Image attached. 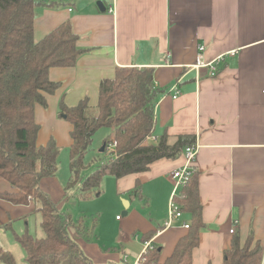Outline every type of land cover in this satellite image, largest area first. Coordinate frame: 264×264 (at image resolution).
I'll use <instances>...</instances> for the list:
<instances>
[{"label": "crops", "instance_id": "0c3cea01", "mask_svg": "<svg viewBox=\"0 0 264 264\" xmlns=\"http://www.w3.org/2000/svg\"><path fill=\"white\" fill-rule=\"evenodd\" d=\"M44 1L36 8L35 39L68 21L83 53L74 66L50 69L59 87L46 94L47 106H36L38 144L51 137L60 148L72 144L73 126L58 114L61 99L75 106L87 97L95 106L100 83L114 77L118 67H152L155 86L163 90L155 103L153 135L167 134L170 145L181 135L194 136L198 145L193 164L205 227L193 264H222L235 234L244 242L253 232L264 244V0H101L105 11L99 0ZM202 45L205 62L223 56L215 77L205 68L197 77L191 67ZM184 163L181 152L117 179L115 205L123 215L116 216L121 222L118 243L129 245L122 255L108 254L72 227L70 235L97 264L121 262L125 256L133 264L153 233L148 242L161 245V259H167L190 221L183 214L166 226L171 173ZM137 182L141 196L131 192ZM40 188L57 207L68 193L55 177L43 178ZM6 191L12 188L0 179V244L17 264H27L16 234L29 231L31 219L35 230L40 227L35 204L12 203L1 197ZM233 225L235 234L230 233Z\"/></svg>", "mask_w": 264, "mask_h": 264}, {"label": "trees", "instance_id": "16d2710c", "mask_svg": "<svg viewBox=\"0 0 264 264\" xmlns=\"http://www.w3.org/2000/svg\"><path fill=\"white\" fill-rule=\"evenodd\" d=\"M44 4V0H0V179L9 182L12 188L1 193V197L15 204L34 202L35 212L39 214L42 237L28 230L16 234L26 252L27 264H97L69 231L73 227L80 237L89 241L96 224L90 230L85 216L74 222L40 188L43 178L55 177L61 148L53 137L44 145L38 144L40 125L36 106H47L46 94L54 93L59 87L58 82L51 80L50 69L74 66L83 53L77 44L79 36L68 21L40 40L35 39L36 8ZM161 93L163 90L155 86L154 68L133 66L118 67L114 77L102 80L95 106L90 105L87 97L75 106H68L61 99L58 114L73 126L66 193L77 188L80 200L98 197L103 193L105 176L119 179L146 171L153 162L176 159L186 146L195 144L194 136L181 135L170 145L167 134L157 142H147V137L154 133L155 103ZM102 127L113 128V138L104 142V152L116 141L115 153L82 176L88 167L85 158L94 135ZM198 175L195 170L175 197L183 214L190 215L187 234L165 260L161 259V245L151 242L137 264H193V251L200 244L205 227ZM131 192L141 196L142 184L137 182ZM153 235L149 234L145 242ZM263 249L264 244L255 239L253 232L244 242L235 234L224 251L222 264H261ZM0 264H17L1 244ZM105 264L127 263L122 260Z\"/></svg>", "mask_w": 264, "mask_h": 264}, {"label": "rangeland", "instance_id": "374dc122", "mask_svg": "<svg viewBox=\"0 0 264 264\" xmlns=\"http://www.w3.org/2000/svg\"><path fill=\"white\" fill-rule=\"evenodd\" d=\"M113 138V128L102 127L94 135L93 143L91 149L88 151L85 162L88 165L87 169L84 170L82 176H86L90 172L94 171L102 163L106 162L113 154L110 149L106 152H100L99 149L108 139ZM69 151L66 148H61L59 156V168L55 175V178L62 183L64 188L70 178V168H69ZM116 181L117 179L111 175L105 176L103 182V193L89 200H80L77 196V188L70 189L67 196H64L62 200L58 201V207L60 212L69 215L75 222L80 218V216L86 217V222L88 223L90 230L93 224H96L93 230V236L91 235L90 242L97 241L101 248L105 250L108 254L122 255L123 246L129 247L128 244L123 246L118 243V239L121 238V222L116 219V216L122 217V211H119L116 203L117 193H116ZM38 219H36L37 226L38 220L40 221L39 214H37ZM96 219V223L94 222ZM32 225L29 227L30 233L37 235L38 237L43 236V231L40 227L35 230V225H33V219H31ZM71 228V227H70ZM73 228V227H72ZM72 231V230H71ZM92 234V233H91ZM128 249V248H127ZM130 261H134L131 257Z\"/></svg>", "mask_w": 264, "mask_h": 264}, {"label": "built area", "instance_id": "2783aa9c", "mask_svg": "<svg viewBox=\"0 0 264 264\" xmlns=\"http://www.w3.org/2000/svg\"><path fill=\"white\" fill-rule=\"evenodd\" d=\"M203 50H204V46L202 45L199 47L197 62L193 64L191 67L193 70L196 71L197 77H199V71L202 70L203 68L207 69V72L210 76L215 77L219 74V63L223 56H218L217 58L211 60L210 62H205L202 55ZM157 141L158 138L154 135L147 137V142H157ZM116 147H117L116 141H113L108 145V149H110L114 153ZM197 148L198 145L196 144L186 146L182 151V154L185 158L184 165L181 168L176 169L171 173L173 179V189L168 202L166 226H170L173 220L182 218L183 216V212L180 210V206L176 202L175 197L181 192V189L187 184L192 173H194V171L196 170L193 163L197 154ZM184 226L186 228H189V223L185 222ZM235 230H236L235 225H233L232 228L230 229V233L235 234ZM150 243L151 241L147 242L146 249L148 246H150ZM142 254L137 258V260L133 264H137L140 261ZM124 261L125 262L127 261V256L124 257ZM261 264H264V249H263Z\"/></svg>", "mask_w": 264, "mask_h": 264}, {"label": "water", "instance_id": "95a60500", "mask_svg": "<svg viewBox=\"0 0 264 264\" xmlns=\"http://www.w3.org/2000/svg\"><path fill=\"white\" fill-rule=\"evenodd\" d=\"M97 5L99 6V8H100L102 11H105V10H106L103 1L99 0V1L97 2ZM105 148H106V143H104V144L101 146V148L99 149V151H100V152H103V151L105 150ZM124 213H126V212H124Z\"/></svg>", "mask_w": 264, "mask_h": 264}]
</instances>
